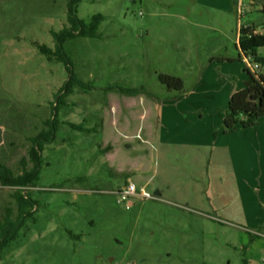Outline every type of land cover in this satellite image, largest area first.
Segmentation results:
<instances>
[{
  "label": "rangeland",
  "instance_id": "obj_1",
  "mask_svg": "<svg viewBox=\"0 0 264 264\" xmlns=\"http://www.w3.org/2000/svg\"><path fill=\"white\" fill-rule=\"evenodd\" d=\"M67 4L0 0V171L30 169L34 139L52 135L29 187L0 177V220L27 204L0 264H264V117L224 138L233 156L260 141L239 153L240 177L206 140L248 83L239 29L264 30V0H81L79 17L104 19L99 36L65 40L69 66L38 47L55 48Z\"/></svg>",
  "mask_w": 264,
  "mask_h": 264
},
{
  "label": "trees",
  "instance_id": "obj_2",
  "mask_svg": "<svg viewBox=\"0 0 264 264\" xmlns=\"http://www.w3.org/2000/svg\"><path fill=\"white\" fill-rule=\"evenodd\" d=\"M81 0H68V15L67 20L69 27L56 32H53V36L56 41L55 48L52 49L47 45H38L39 50L49 60L63 61L67 66L70 64V60L64 51V42L67 38L75 36L83 37H97L99 36V27L104 19V16L100 13L92 16L90 21L79 17L78 8ZM264 12V6L262 7ZM240 51L246 55L253 57L257 61L260 67L264 66V56L258 55L257 50L264 47V32H256V27L252 25L241 26L240 35L238 39ZM242 60V57L240 56ZM247 71L250 75L247 85L236 90L228 102V107L223 119L225 133L233 132L238 127L250 128L257 125L261 118L264 117V75L261 73H253L248 68ZM158 78L161 83L165 84L169 89L182 90L184 88V82L182 78L160 73ZM81 82L71 76L62 88L64 95L71 93L73 86L80 84ZM142 89L136 88H124L121 91L129 96L139 94ZM53 124L57 126V121L54 118ZM74 128H80L81 124L69 123ZM56 129V127H54ZM52 135L50 131H44L42 135L34 139L33 147L30 151L31 160L33 166L30 169H25L22 174L15 176L13 172L8 170L0 171V177L5 184H10L19 187H29L33 180H36L39 175V166L41 162V152L44 149V142L50 141ZM26 202L18 199V214L16 220L12 218L11 209H7V213L0 220V250L8 244L10 239L15 237L14 235L8 236V233L12 229L17 231L20 229L23 223V217L25 216Z\"/></svg>",
  "mask_w": 264,
  "mask_h": 264
},
{
  "label": "crops",
  "instance_id": "obj_3",
  "mask_svg": "<svg viewBox=\"0 0 264 264\" xmlns=\"http://www.w3.org/2000/svg\"><path fill=\"white\" fill-rule=\"evenodd\" d=\"M256 32H259V33H262V32H264V30H258V29H256ZM239 35H240V29H239ZM239 39V38H238ZM258 53V52H257ZM241 57H242V60H241V62L242 63H244V61H243V56H244V54L241 52V55H240ZM262 74V73H261ZM251 128V127H250ZM255 128V127H254ZM247 129H249V128H247ZM247 131V130H246ZM230 133H232V132H230ZM230 133H225L224 132V134L221 136V134L219 133V135H218V137H215L214 135H216V132H214V130L212 131V129L211 130H209L208 129V131H207V133H206V135H207V139L206 140H208V143H210L211 144V146H216V145H218L217 147H218V150H216L215 148L213 149V152H212V158H214L215 160L216 159H218V158H223V159H231L232 157H233V161H234V163H236L237 164V166H236V170H238V175H239V177L241 176V172H242V170H241V163H242V158L241 157H239V153L241 152V150H242V148H246L245 147V145L246 144H249V145H251V148L254 150V148H256V149H258L259 148V144L258 143H260V141L259 142H256V145H253V142L249 139V138H247L246 136H244L243 138H242V140L244 141V145H242V143H240V144H237L238 146H236L235 144H234V147L232 146V148H234L235 149V153H234V156H233V154H232V149H231V146L230 145H227V141H226V139H224L225 138V136H227V135H229ZM221 137V138H220ZM259 139V138H258ZM248 140H250V141H248ZM221 141H223V142H221ZM242 142V141H241ZM228 149H231V154L229 153V150ZM261 149V148H260ZM259 150V149H258ZM214 151H217V156H215L213 153H214ZM225 154V155H224ZM227 154V155H226ZM223 155V156H222ZM254 232H256V231H253V233ZM260 233V232H259ZM255 235H259V234H256V233H254ZM262 234V233H261Z\"/></svg>",
  "mask_w": 264,
  "mask_h": 264
},
{
  "label": "built area",
  "instance_id": "obj_4",
  "mask_svg": "<svg viewBox=\"0 0 264 264\" xmlns=\"http://www.w3.org/2000/svg\"><path fill=\"white\" fill-rule=\"evenodd\" d=\"M243 61L246 65V67L253 73H257L259 72V69H260V65L257 61L251 59L250 56H246L244 55L243 56ZM136 193V187L133 183L131 184H128L122 191H121V194H122V198L125 199L131 195H134ZM256 234H259L261 235V233L259 232H254Z\"/></svg>",
  "mask_w": 264,
  "mask_h": 264
}]
</instances>
